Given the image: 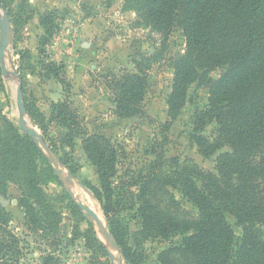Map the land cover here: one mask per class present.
<instances>
[{
    "label": "trees",
    "instance_id": "trees-1",
    "mask_svg": "<svg viewBox=\"0 0 264 264\" xmlns=\"http://www.w3.org/2000/svg\"><path fill=\"white\" fill-rule=\"evenodd\" d=\"M5 1L0 0L3 9L7 8ZM11 1L18 0H7ZM17 4L9 14L13 24L20 28L33 13L27 0ZM137 11L139 18L152 25L164 41L176 25L186 37V53L173 62L170 112L174 116L181 110L190 83L198 76L207 86L209 96L207 107L199 113L196 129L201 130L215 120L221 131L213 140L197 133L194 141L206 156L228 145L232 148L218 156L217 173L196 163L164 170L165 158L156 153L155 160L138 180L142 186L138 196V218L143 227L140 233L166 240L183 235L181 244L159 254L161 264H264V0H139ZM55 16L56 10L40 16L46 30L40 36L41 46L49 43L54 34ZM152 59L142 53L134 61L135 71L123 69L101 74L102 83L113 95V111L118 116L145 114L143 100ZM217 67L226 68L214 79L208 73ZM57 69L63 70L64 64ZM56 73L65 88V98L52 102V114L47 118L34 102L28 101L23 85L28 116L42 130L54 154L58 156L57 152L63 150L59 159L70 172L78 166L72 163L74 157L66 148L73 150L76 139L82 140L87 157L97 167L100 186L85 183L102 204L125 263L154 264L145 261L142 241L137 239L133 246L128 226L109 215L114 202L113 180L122 156L119 145L106 135L89 130L71 98V83ZM49 123L60 127L56 137L49 133ZM53 171L40 145L6 119L0 126V194L8 196L11 184H20L23 195L18 203L26 212L30 231L48 234L61 223L59 212L42 186L43 178ZM169 187L180 190L198 208L200 218L182 220L166 211L157 197L158 191L168 194ZM66 197L74 214H81L73 198L68 193ZM227 214L243 229L238 244ZM51 218L55 221L50 222ZM11 224V212L0 204V264H20L27 250L24 239ZM90 228L88 245L96 250V255L86 264H112L105 243L95 228ZM54 263L49 253L44 264Z\"/></svg>",
    "mask_w": 264,
    "mask_h": 264
},
{
    "label": "rangeland",
    "instance_id": "rangeland-1",
    "mask_svg": "<svg viewBox=\"0 0 264 264\" xmlns=\"http://www.w3.org/2000/svg\"><path fill=\"white\" fill-rule=\"evenodd\" d=\"M18 1L9 3L6 0L7 8H2L3 17L9 18L11 27L4 56L6 74L0 60V126L7 119L22 131L17 98L20 83L25 86L28 101L34 102L50 118L51 102L59 96V100L65 98L66 94L65 88L55 76L56 72L64 76L72 85L71 98L89 130L116 141L122 151L118 173L113 180L115 193L110 217L128 226L129 242L133 246H136L137 239L142 241L146 262L161 264L159 254L174 244H181L183 235L177 234L166 240L150 236L154 234L145 236L140 233L143 229L138 218L141 204L138 196L142 187L138 180L141 173H145L147 165L155 160L158 153L165 158L164 170L196 163L205 170L217 173L218 156L232 151L228 145L213 155L206 156L194 141L193 137L197 133L213 140L221 131L215 120L209 121L201 130L196 129L199 113L207 107L209 96L207 86L198 76L193 77L181 110L174 116L170 112L168 100L173 87V62L187 51L183 29L179 25L174 26L168 39L164 41L153 30L152 25L139 18V0H27L33 17L17 28L9 10L13 11ZM49 10H56V28L50 42L41 46L40 36L45 35L46 30L41 24L40 16ZM1 36L0 26V45ZM142 53L153 57L147 72L143 100L145 114L123 118L114 113L113 95L102 83L101 74L123 69L135 71L134 61ZM63 64V70L57 69ZM225 68H212L208 74L217 79ZM27 119L44 139L42 130L31 121L28 113ZM49 126V133L56 137L60 127L56 123H49ZM40 144L52 165L55 161L61 165L62 172L69 171L59 159L63 157V150L58 151L57 156L46 151L42 141ZM66 150L74 157L72 163L78 166L74 172L69 171L72 181L54 170L42 182L43 189L50 198L49 202L61 216V223L55 228L56 231L47 234L41 230H29L26 212L18 203L23 195L20 184H11L8 196L0 194V204L12 214L11 228L27 244L20 264H44L49 253L54 257V264L88 263L96 255V250L88 245L87 231L91 226L95 228L97 236L103 242L106 241L85 211L79 207L82 213L74 214L70 199L66 197L71 191L77 200H82L85 204H88L87 196L95 199L110 230L102 204L85 183L90 181L100 186L97 167L87 157L80 138L76 139L73 150ZM167 189L168 194L158 191L157 197L166 211L182 220L200 218L198 208L180 190L171 187ZM227 219L235 231L238 244L243 229L233 216L227 214ZM53 221L54 218H51L50 222ZM113 249L115 259L110 260L111 263L126 264L120 250Z\"/></svg>",
    "mask_w": 264,
    "mask_h": 264
},
{
    "label": "water",
    "instance_id": "water-1",
    "mask_svg": "<svg viewBox=\"0 0 264 264\" xmlns=\"http://www.w3.org/2000/svg\"><path fill=\"white\" fill-rule=\"evenodd\" d=\"M0 26H1V32H2L1 45H0V60H1V63L3 65V72H4V74H6L7 68H6V65L4 62V56H5V52L7 50V47H8V39H9L8 34L10 31L11 25H10L9 18L3 17L1 4H0ZM17 93H18V95H17L18 106L20 109L19 125H20L22 131L29 134L34 139V141L40 145L41 148H42V146H41L40 142L42 141L45 150L48 151L49 153H53L51 148L49 147V145L45 142V140L41 137V135H39L37 129L31 123H29V121L27 119V109H26L25 102H24L23 84L22 83L19 84L18 89H17ZM53 167H54L55 172L58 175L62 176L63 178H65L69 181H72L71 173L69 171L62 172L61 165L59 163H56L55 161H53ZM69 193H70V196L75 200L76 204L83 211H85L87 215H89L92 218L95 226L105 236L106 241H104V243L106 245L110 259L114 260L115 254L112 251L111 247H114L117 250H120V249L117 246L115 239H114L113 235L111 234V231L109 230L107 225L100 219L97 212L89 204H85L82 200H77L75 198L73 192L69 191Z\"/></svg>",
    "mask_w": 264,
    "mask_h": 264
},
{
    "label": "bare ground",
    "instance_id": "bare-ground-1",
    "mask_svg": "<svg viewBox=\"0 0 264 264\" xmlns=\"http://www.w3.org/2000/svg\"><path fill=\"white\" fill-rule=\"evenodd\" d=\"M87 203L97 212V214L99 215L100 219L105 223V218H104L103 212H102L101 207L99 206V204L96 202V200L93 199L90 196L89 197L87 196ZM111 249H112L113 252H115L114 249H113V247H111Z\"/></svg>",
    "mask_w": 264,
    "mask_h": 264
},
{
    "label": "crops",
    "instance_id": "crops-1",
    "mask_svg": "<svg viewBox=\"0 0 264 264\" xmlns=\"http://www.w3.org/2000/svg\"><path fill=\"white\" fill-rule=\"evenodd\" d=\"M66 67H67V66H66ZM58 83H59V82H58ZM60 84H61V83H60ZM59 98H61V96H59V97H58V99H53V101H52V102H56V101H58V100H59ZM52 102H51V103H52ZM46 114H47V113H46Z\"/></svg>",
    "mask_w": 264,
    "mask_h": 264
}]
</instances>
